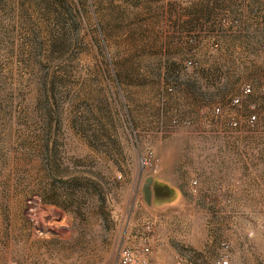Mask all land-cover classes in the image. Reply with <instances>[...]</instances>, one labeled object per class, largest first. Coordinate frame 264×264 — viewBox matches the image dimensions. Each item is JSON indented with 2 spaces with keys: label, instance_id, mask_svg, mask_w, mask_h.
<instances>
[{
  "label": "rangeland",
  "instance_id": "374dc122",
  "mask_svg": "<svg viewBox=\"0 0 264 264\" xmlns=\"http://www.w3.org/2000/svg\"><path fill=\"white\" fill-rule=\"evenodd\" d=\"M150 224L153 264H264V0H0V264H118Z\"/></svg>",
  "mask_w": 264,
  "mask_h": 264
},
{
  "label": "built area",
  "instance_id": "2783aa9c",
  "mask_svg": "<svg viewBox=\"0 0 264 264\" xmlns=\"http://www.w3.org/2000/svg\"><path fill=\"white\" fill-rule=\"evenodd\" d=\"M244 95H251L252 88L250 86H246L243 90ZM232 107L240 108L242 106V99L240 97L233 100ZM215 115L221 113L220 108L214 109L213 112ZM246 123L248 127H255L257 124L256 115H252L247 118ZM227 126L231 129H238L240 127V123L235 119H231L228 121ZM142 164L145 169H151L155 172H158V162L155 160L153 154L147 155V157L142 159ZM147 236L140 237L136 244L125 245L121 248L118 264H153L152 262V246H151V238L153 233V225H147L146 228ZM228 258L221 259L218 264H229Z\"/></svg>",
  "mask_w": 264,
  "mask_h": 264
},
{
  "label": "water",
  "instance_id": "95a60500",
  "mask_svg": "<svg viewBox=\"0 0 264 264\" xmlns=\"http://www.w3.org/2000/svg\"><path fill=\"white\" fill-rule=\"evenodd\" d=\"M143 193L148 205L152 203L157 206L175 205L178 204L177 201L183 199L178 188L157 176L146 178Z\"/></svg>",
  "mask_w": 264,
  "mask_h": 264
},
{
  "label": "crops",
  "instance_id": "0c3cea01",
  "mask_svg": "<svg viewBox=\"0 0 264 264\" xmlns=\"http://www.w3.org/2000/svg\"><path fill=\"white\" fill-rule=\"evenodd\" d=\"M222 161H224V157L222 159ZM239 170H242L240 168H238ZM237 168H234L232 167L231 165H220V166H216L215 168V173H216V180L221 182V184L223 185H226L229 184L230 181H234V180H237L240 179L239 177V170ZM243 171V170H242ZM245 171L248 172V169L245 168ZM231 183V182H230ZM239 183V182H238ZM243 184V183H242ZM245 185V184H244ZM236 186V188L234 189H228L227 191H223L224 188H222V196L224 197H219V198H216V201L214 202L216 205H235V204H250L248 200H245L244 201H239V197L236 198L234 197L233 195H237L235 193H233V191L235 189H237L239 192L240 190L244 191L243 193H241L239 196H242L243 194L247 193V194H250V191L249 189L247 188L248 186ZM246 187V188H245ZM226 196H229V197H226ZM246 196V195H245ZM242 198V197H241ZM204 202H209V201H213L210 197H205L203 199Z\"/></svg>",
  "mask_w": 264,
  "mask_h": 264
}]
</instances>
